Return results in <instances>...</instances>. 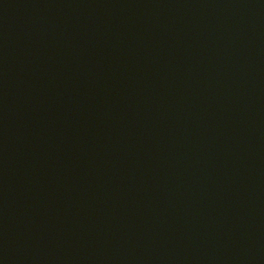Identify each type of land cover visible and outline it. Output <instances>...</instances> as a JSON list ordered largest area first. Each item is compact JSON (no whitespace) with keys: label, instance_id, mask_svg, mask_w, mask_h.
<instances>
[{"label":"water","instance_id":"1","mask_svg":"<svg viewBox=\"0 0 264 264\" xmlns=\"http://www.w3.org/2000/svg\"><path fill=\"white\" fill-rule=\"evenodd\" d=\"M0 264H264V0H0Z\"/></svg>","mask_w":264,"mask_h":264}]
</instances>
